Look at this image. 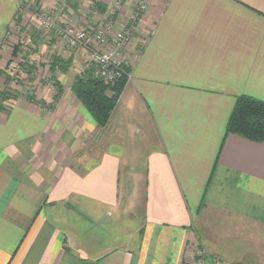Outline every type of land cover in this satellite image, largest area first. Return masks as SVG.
Listing matches in <instances>:
<instances>
[{"label": "crops", "instance_id": "obj_1", "mask_svg": "<svg viewBox=\"0 0 264 264\" xmlns=\"http://www.w3.org/2000/svg\"><path fill=\"white\" fill-rule=\"evenodd\" d=\"M28 1L0 0V47ZM144 1L105 127L71 83L50 111L19 98L0 114V264H193L195 242L214 258L208 264L264 259V140L225 136L237 97L264 101V0ZM133 5L125 0L115 21H128ZM5 60L0 50V70ZM43 90L37 97L52 102V88ZM118 128H134L147 147L130 165L142 225L137 237L104 238L125 166ZM103 129H112L106 149Z\"/></svg>", "mask_w": 264, "mask_h": 264}, {"label": "rangeland", "instance_id": "obj_2", "mask_svg": "<svg viewBox=\"0 0 264 264\" xmlns=\"http://www.w3.org/2000/svg\"><path fill=\"white\" fill-rule=\"evenodd\" d=\"M92 5L91 3L81 6L77 5L76 8H69L64 1H59L54 5L42 6L38 2L31 0L24 4L22 7L25 10L21 9V12L17 14L19 20L15 21V24L7 30L1 41L0 50L3 56H5L6 62H4V68L0 70V80H6V82L9 80L7 83L4 82L5 84L1 90L8 86V88L13 91V94L19 95V100L24 101L26 100L27 94H32L40 101L41 99L37 96L41 95V91H44L43 88L45 87H51L54 95L56 94L57 88L54 85L55 81H58L62 85L63 91L64 88H68L69 84L72 83L73 77L80 74L88 63L87 51L82 48H71L60 35L54 32V30L44 28L37 19V16L40 13L50 14L52 19L56 22H61V20H63V26H66L67 29L72 32L80 28H98L101 27L102 24H106L107 21L115 20L111 18L110 9L112 5L106 6L104 10H99ZM127 22L128 21L118 23L114 21L113 29L116 31L124 29ZM14 52L16 53L15 56H13ZM52 56H57L68 63L67 73H47V65ZM10 60V64L5 68ZM18 99L13 100L10 98L7 102L5 101L4 104H7L9 107L10 104L13 105ZM52 102L50 103L52 104ZM29 103L33 104L34 102ZM50 103H47V107L43 109L50 111L51 106H48ZM0 104H2L1 101ZM133 129L134 128H118V147L125 153V166H123V175H121L119 204L116 208H113V211L111 210V218L115 219L116 222L114 221L115 224L110 228L107 224L106 226L103 225L105 229L108 228L104 232V238H106L107 233L109 234L110 231L111 234L114 231L118 232L119 237L125 234H133L137 237L139 228L142 225V186L141 182H136L137 187L132 188L131 172L133 169L130 165L132 162H137L139 155L144 156L147 147L142 139L139 140L134 136ZM111 130L106 132L104 129L98 131L99 136H101L100 142L102 149H106V143H108L110 137H112L110 135ZM98 134L96 133L95 136H98ZM94 137L91 136L90 139ZM77 152L78 151L75 153L76 155L78 154ZM139 161L142 162V160ZM224 232L226 231L213 230V233L216 235L223 233L222 239L225 238L226 242L236 240L228 237V234H224ZM221 242L222 240L220 239V243ZM190 246L193 251L191 254L193 262L195 260L194 252L205 250L207 257L206 264L209 263L212 257L208 256V251L204 246L199 245L197 242L190 244ZM246 246L245 244L242 245V247L247 249ZM262 253L264 255V246H262ZM260 257L258 253L255 255L250 254L249 257L244 260L245 264H264V259H260ZM213 259L214 258H212V262L214 263Z\"/></svg>", "mask_w": 264, "mask_h": 264}, {"label": "trees", "instance_id": "obj_3", "mask_svg": "<svg viewBox=\"0 0 264 264\" xmlns=\"http://www.w3.org/2000/svg\"><path fill=\"white\" fill-rule=\"evenodd\" d=\"M63 1L69 8L77 7V4L70 0ZM92 4L93 7L99 10H104L106 7L97 2H93ZM18 20L19 18L16 16L15 21ZM15 55L16 53L14 52L13 56ZM10 62L11 60L8 61L5 68H7ZM46 70L47 73L59 72L65 74L68 71V63L57 56H52ZM124 70L125 75L113 82H105L102 79L93 77L91 70H85L73 77L70 90L90 114L97 127H105L109 121L111 113L128 80L127 74H129V68L126 66ZM4 82L7 83L6 80ZM54 85L57 88V92L53 97V104L63 92V87L58 81H55ZM10 98L16 100L19 98V95L13 94V91L8 86L0 90V101L2 102L0 104V114L3 112L9 113L12 104L8 107L4 102H7ZM25 99L41 107H47L45 101L37 100L32 94H27ZM53 104L48 106L52 107ZM228 134H235L255 143L262 142L264 140V101L246 95L237 97L225 128V136Z\"/></svg>", "mask_w": 264, "mask_h": 264}, {"label": "built area", "instance_id": "obj_4", "mask_svg": "<svg viewBox=\"0 0 264 264\" xmlns=\"http://www.w3.org/2000/svg\"><path fill=\"white\" fill-rule=\"evenodd\" d=\"M125 0H114L111 18L122 9ZM128 22L124 29L114 30L113 22L107 21L98 28H80L74 32L63 26V20L56 22L50 14L40 13L37 16L40 24L47 29L54 30L71 48H82L87 51L88 63L85 70H91L93 77L105 82H113L125 75L124 68L129 64L125 54L132 46V31L148 9L144 0H133ZM143 44V41L141 42ZM80 73V74H81ZM129 77V74H127ZM205 250L194 252L193 264H206Z\"/></svg>", "mask_w": 264, "mask_h": 264}]
</instances>
